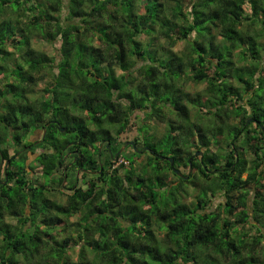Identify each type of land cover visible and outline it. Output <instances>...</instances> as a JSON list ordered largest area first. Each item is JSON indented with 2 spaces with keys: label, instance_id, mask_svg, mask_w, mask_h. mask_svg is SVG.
<instances>
[{
  "label": "clouds",
  "instance_id": "1",
  "mask_svg": "<svg viewBox=\"0 0 264 264\" xmlns=\"http://www.w3.org/2000/svg\"><path fill=\"white\" fill-rule=\"evenodd\" d=\"M5 21L0 264H264V0H0Z\"/></svg>",
  "mask_w": 264,
  "mask_h": 264
},
{
  "label": "trees",
  "instance_id": "2",
  "mask_svg": "<svg viewBox=\"0 0 264 264\" xmlns=\"http://www.w3.org/2000/svg\"><path fill=\"white\" fill-rule=\"evenodd\" d=\"M208 2H209V5H210L211 2H212V0H208ZM17 3H19V0H17ZM12 7H13V10H15L16 9V4H13ZM225 7H232V8H234L235 9V12L232 13L233 15H235L237 12L240 11V9L235 4H225ZM73 15L75 16L76 14L74 13ZM81 15H84V14H81ZM211 19H213V20L222 19V17L218 13L213 12V13H211ZM10 24H11V22H8V21H5L3 23H0V30H3V31H11ZM234 35H238V33H235L234 30H232V29H228L227 30V38L228 39H232ZM103 39L106 40L107 38L104 37ZM249 39H251V38H249ZM131 43H132V46L129 49V53L134 56L136 54L137 44L134 41L131 42ZM254 43H256V41H254ZM210 50L214 53V57L213 58H215V56H216V50L213 49V48H211V45H210ZM93 51H96V52H93L92 53L94 56H96V58L92 61L93 64H95V63H97L99 61V53H98V50H93ZM196 51L198 53H200L201 52V49L197 48ZM127 54L128 53H125L123 51V49L121 50V57L122 58H126ZM28 56H29V58H31V53H29ZM221 66L222 65H217V68H220ZM216 74L217 75H222V73H220L219 71ZM21 78H23V75H21ZM89 83H92V82L90 81ZM9 87H12V86L9 85ZM257 124H258V122H257ZM119 156H123V153H121ZM6 175H11V174L10 173H7ZM45 179H46V177H45ZM18 183H19V181H18ZM42 186H46V184L45 185H42ZM155 197H156V194L155 193H152V199H153V201H155ZM141 203H142V201H141ZM56 207H58V206H56ZM137 211H138V209L136 207H132V208L129 209V213L133 214V215L130 216V222H131V224H135V222L137 221V219H139L141 216H143L142 213H140L139 215H135L137 213ZM57 220H58V218H57ZM132 230L133 229L130 226L128 228V231L131 232ZM144 264H153V259L150 256H146L145 257V260H144Z\"/></svg>",
  "mask_w": 264,
  "mask_h": 264
},
{
  "label": "water",
  "instance_id": "3",
  "mask_svg": "<svg viewBox=\"0 0 264 264\" xmlns=\"http://www.w3.org/2000/svg\"><path fill=\"white\" fill-rule=\"evenodd\" d=\"M122 152L118 153L119 155L121 154Z\"/></svg>",
  "mask_w": 264,
  "mask_h": 264
},
{
  "label": "rangeland",
  "instance_id": "4",
  "mask_svg": "<svg viewBox=\"0 0 264 264\" xmlns=\"http://www.w3.org/2000/svg\"><path fill=\"white\" fill-rule=\"evenodd\" d=\"M46 180V179H45Z\"/></svg>",
  "mask_w": 264,
  "mask_h": 264
}]
</instances>
